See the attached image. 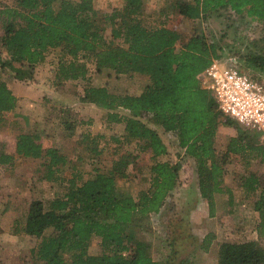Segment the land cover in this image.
I'll use <instances>...</instances> for the list:
<instances>
[{
	"label": "trees",
	"instance_id": "obj_1",
	"mask_svg": "<svg viewBox=\"0 0 264 264\" xmlns=\"http://www.w3.org/2000/svg\"><path fill=\"white\" fill-rule=\"evenodd\" d=\"M54 1L19 0V6L0 11L6 15L2 46L7 52L6 57L0 52L1 68L10 69L20 80L32 79L36 64L45 60L48 49L62 47L71 59L60 63L59 76L84 84V99L108 110V123L124 124L126 137L145 141L142 148L151 150L155 163L150 189L141 190L137 197L117 188L116 176L125 177L126 169L137 159V155L125 153L114 161L109 174L97 172L83 182L74 175L68 191L51 201L50 210L42 207L41 200H34L24 225L27 234L42 237L33 257L44 264H163L150 254L147 242L128 232V225L138 216L160 212L179 186L182 166L160 159L167 155L168 147L144 118L152 117L165 131L174 132L179 146L196 160L198 186L211 215L216 195L225 192L222 181L230 157L251 155L264 163V141L258 132L225 116L212 90L204 85L208 66L222 58L223 49L215 38L194 30L180 42L182 35L176 29L144 24L140 15L142 0H128L124 9L114 8L110 14L101 15L95 0H62L58 7ZM220 9L264 21V0L178 3L180 21H195ZM99 18L111 25L110 36ZM246 59L249 66L264 68L262 56L251 54ZM104 69L146 75L150 83L139 95L113 93L106 85L91 84V72ZM17 105V96L0 76V116ZM234 121L259 140L248 138L240 130L230 138L226 150L219 151L216 133ZM39 138L38 134H20L16 138L17 153L45 158L48 178L53 179V167L65 164L66 157L56 148H44ZM240 186L254 203L258 213L256 230L264 237V173L246 174ZM48 228L53 231L45 235ZM94 236L101 238V254L89 253ZM66 253H73L71 261ZM217 264H264V249L255 241L223 242Z\"/></svg>",
	"mask_w": 264,
	"mask_h": 264
},
{
	"label": "rangeland",
	"instance_id": "obj_2",
	"mask_svg": "<svg viewBox=\"0 0 264 264\" xmlns=\"http://www.w3.org/2000/svg\"><path fill=\"white\" fill-rule=\"evenodd\" d=\"M18 1L0 0V11L19 6ZM60 1L62 0L54 1L56 7L60 5ZM95 1L100 15L110 14L114 8L122 10L128 2V0ZM181 1L194 3L196 0H142L144 5L140 14L142 22L146 25H172L182 35L180 42L187 40L194 30L198 34H207L215 38L218 46L223 49L222 59H234L238 67L264 84V68L249 66L246 59L251 54L264 58V21L246 14L238 15L231 9H220L195 21L187 19L180 21L178 3ZM99 20L110 36L111 25L104 24L101 18ZM5 27L6 15L0 13V52L3 57L7 56L2 46ZM123 41L119 40L121 44ZM45 56V60L36 64L32 79L20 80L10 69H3L0 66L1 79L7 82L21 100L19 115L0 117V134L5 138L3 140L7 143L10 140L12 142L24 127L27 129L36 127L39 120L42 121L38 127L39 136L43 137L45 148H49L52 142H62L61 133L70 131L73 127H70L71 124H74L75 134H85L91 129L96 132L93 133L94 139L90 136L84 140L80 138L76 139L74 145L71 143L68 145V151L74 153L72 160L75 159V164L80 166L77 170L89 178L94 177L97 172L109 174L113 170L114 161L122 154L133 153L137 155V159L128 166L125 177L116 176L117 188L120 192L135 197L141 190L150 189L153 176L151 167L155 160L150 149L142 148L145 141L126 137V134L122 133L123 124H116L114 127L108 125L106 122L108 110L84 99L85 85L78 81H66L59 76L60 63L71 59L62 47L49 48ZM91 74L92 85H106L111 92L117 94H139L150 82L147 76L138 73L118 74L104 69L102 72L93 70ZM43 82L46 85L44 89L41 87ZM69 108L73 109V112L79 110L81 113L74 121L70 120L73 118L71 114L73 116L76 114L71 111V114H67ZM122 112L130 113L127 110ZM143 121L159 132L168 147L167 155L160 159L170 160L172 163L180 162L182 168L179 186L167 197L160 212L138 216L128 225V232H132L137 240L147 242L150 254L163 264H176L183 260H188L187 264H217L219 247L223 242L255 241L264 249V237H260L256 230L258 213L255 211L254 203L246 197L240 186L242 177L246 174L264 173V163L251 155L244 158L231 156L225 165L226 173L222 181L225 192L216 195L215 212L211 215L208 201L202 197L198 186L196 160L179 146V140L174 132L165 131L152 117L144 118ZM240 130L248 138L259 140L252 132L234 121L232 125L219 128V132L216 133L217 149L225 151L230 138L240 133ZM261 140L264 141L262 138ZM58 150L60 151L59 148ZM38 161L41 173L38 172L37 179L32 183V194L23 197V223L28 216V206L34 200H41L42 207L48 211L51 201L68 191L69 180L72 178L68 179L71 170L63 169L59 172L60 175L45 182L47 167L43 160ZM229 190L232 191V197ZM52 231L53 228H48L45 235ZM40 240L42 237L31 236V239L27 240L17 238L7 240L6 243L0 242V264H44L34 257V261L28 258L31 252L36 251ZM89 253H103L100 237H93ZM72 254L66 253L65 256L71 261Z\"/></svg>",
	"mask_w": 264,
	"mask_h": 264
},
{
	"label": "crops",
	"instance_id": "obj_3",
	"mask_svg": "<svg viewBox=\"0 0 264 264\" xmlns=\"http://www.w3.org/2000/svg\"><path fill=\"white\" fill-rule=\"evenodd\" d=\"M167 27L172 28V29L174 28L172 25H167ZM41 87L43 89L46 88V85L44 84V82L41 84ZM139 94H134V95H139ZM17 99H18V105L13 110L4 112L0 117L8 118L10 115H14V114L19 115L18 108H19V105H21L20 104L21 100L18 97ZM70 111L73 112V109L69 108V110H67V114H69ZM73 113L74 115L76 114V116H73V114L70 113L73 117L72 119L70 118V120H73V121L76 119V117H79L81 115L79 110L78 112L77 110H75ZM41 124H42V121L39 120V123L36 124V127L32 126L31 128H28V129L24 127L17 134L18 136L22 133L40 135L39 134L40 131L38 130L39 129L38 127H40ZM107 124L112 125V127H114L116 124L121 125L122 123H108L107 122ZM6 125L8 126L9 123ZM71 126L73 127L70 131L67 130L66 131L67 133H65V131L64 133L63 132L61 133L62 137L60 139H62V142H55V143L52 142L48 146L49 148L50 147H54L57 149L59 148L60 153L66 157L65 164L59 165L57 167H53L54 177L60 175L59 172L62 171L63 169H66V170L70 169L71 172H70V176H68V179L75 175L79 179V182H83L89 179V177H85V174H83L82 171L77 170L80 166L75 164L74 162L76 161L75 159L74 161L72 160V157H74V153H70L68 151V145H70V143L74 145L76 143V139H80V138L84 140L90 136L91 138L94 139L93 133H96V132L89 129L87 130V132L90 131L88 133L75 134L76 131L75 129H73L74 124H71L70 127ZM122 133H125L124 126H122ZM18 136H15L12 142L10 140V142L7 143L6 140H3L5 139L3 138V135L0 134V147H2V149H0V152H1L0 153V226L3 229V232L0 234V242H3V243H6L7 240L12 241L13 239H17V238L19 240L22 238L26 240L31 239V235L27 234L24 230V225L26 223V220L24 223L22 222L23 210H24V208H22L23 197L28 196L29 194H32V190H31L32 183L34 180L37 179L36 175L38 174V172L39 174L41 173L38 160H43V164L46 165L45 158L24 157L17 153L16 138H18ZM42 138L43 137L41 136L39 139H40V142L43 144ZM46 167H47V171L45 172L46 174L44 175V181L48 182V181H51L52 179L48 178L49 169L47 165ZM77 173H79L80 175L77 176L76 175ZM48 210H50V208ZM28 211H29V208H28ZM39 243L40 242H38V244ZM31 254L32 252L30 253V256L28 258L34 261L33 259L34 255L33 254L31 255Z\"/></svg>",
	"mask_w": 264,
	"mask_h": 264
},
{
	"label": "built area",
	"instance_id": "obj_4",
	"mask_svg": "<svg viewBox=\"0 0 264 264\" xmlns=\"http://www.w3.org/2000/svg\"><path fill=\"white\" fill-rule=\"evenodd\" d=\"M204 85L225 116L264 139V84L236 65V61L215 59L208 66Z\"/></svg>",
	"mask_w": 264,
	"mask_h": 264
}]
</instances>
